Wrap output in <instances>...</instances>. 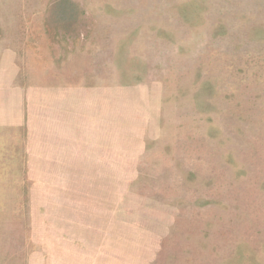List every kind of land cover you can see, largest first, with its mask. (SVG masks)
<instances>
[{"label": "rangeland", "instance_id": "rangeland-1", "mask_svg": "<svg viewBox=\"0 0 264 264\" xmlns=\"http://www.w3.org/2000/svg\"><path fill=\"white\" fill-rule=\"evenodd\" d=\"M0 264H264V0H0Z\"/></svg>", "mask_w": 264, "mask_h": 264}]
</instances>
